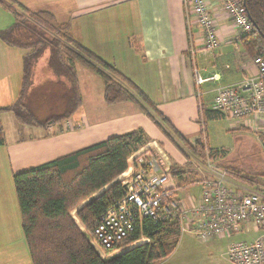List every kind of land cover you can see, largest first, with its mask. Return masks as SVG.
Instances as JSON below:
<instances>
[{"label":"crops","instance_id":"1","mask_svg":"<svg viewBox=\"0 0 264 264\" xmlns=\"http://www.w3.org/2000/svg\"><path fill=\"white\" fill-rule=\"evenodd\" d=\"M19 1L31 9H49L60 21H70L71 32L79 41L131 78L192 142L206 132L202 110L212 108L217 88L239 84L255 70L250 62L253 56L242 39L235 40L232 21L221 9L215 13L221 33L219 46L210 52L202 50V29L195 23L196 52L192 55L182 0ZM13 21V14L0 6V28ZM26 51L0 39V106L13 103L21 92ZM47 57L36 62L33 85L57 78L47 67ZM75 68L82 103L69 119L38 127L21 125L16 118L11 121L10 112L1 116L6 142L0 145V264H33L22 228L14 172L138 128L148 137L140 151L168 156L167 143L177 148L134 102L107 103L101 77L80 63ZM198 76L204 79L201 83ZM237 122L250 126L249 118ZM184 243L181 238L176 249L157 264H232L223 254L205 259L187 252Z\"/></svg>","mask_w":264,"mask_h":264},{"label":"trees","instance_id":"2","mask_svg":"<svg viewBox=\"0 0 264 264\" xmlns=\"http://www.w3.org/2000/svg\"><path fill=\"white\" fill-rule=\"evenodd\" d=\"M243 1L253 28L241 39L250 56H255L264 45V0ZM0 6L14 17L11 25L0 28V39L9 46L27 50L23 55L21 92L13 103L0 106V145L6 142L1 119L5 112H12L21 124L38 127L62 123L75 113L82 103L75 68L80 63L101 77L107 103L134 102L189 160L191 155L202 161L209 159L224 167L235 181L264 185V173L252 175L234 165L226 166L220 162L225 156L223 148H211L200 139L192 142L178 132L131 78L72 34L70 21H60L51 10L31 9L19 0H0ZM44 54H48V69L57 78L33 85L34 66ZM202 116L206 121L226 115L203 107ZM238 128L254 131L264 143V133L251 126ZM147 141L143 129H133L14 172L22 228L33 264H157L176 249L181 239L177 220L154 223L151 218H145L121 245L142 235L149 241L109 257H102L91 242L100 214L124 194V184L118 177L128 169L129 158ZM191 163L172 162L178 190L198 177V172L190 168ZM74 210L78 221L72 215Z\"/></svg>","mask_w":264,"mask_h":264},{"label":"built area","instance_id":"3","mask_svg":"<svg viewBox=\"0 0 264 264\" xmlns=\"http://www.w3.org/2000/svg\"><path fill=\"white\" fill-rule=\"evenodd\" d=\"M182 1L192 55L196 52L192 27L195 23L202 29V50L210 52L219 46L221 33L216 9L232 21L235 40L252 31L243 0ZM250 62L255 68L252 75L239 84L217 88L211 107L236 121L249 118L251 128L264 133V45ZM203 80L198 76V83ZM190 161L198 172L194 183L201 185V194L193 201L178 197V184L168 156L141 150L129 158L128 169L120 175L124 194L100 214L92 230L91 242L102 257L149 241L142 235L121 245L145 218H151L154 223L177 220L181 235L192 232L204 242L228 239L225 254L232 264H264V185L235 181L209 159L202 161L191 155ZM240 234L252 237L236 238Z\"/></svg>","mask_w":264,"mask_h":264},{"label":"rangeland","instance_id":"4","mask_svg":"<svg viewBox=\"0 0 264 264\" xmlns=\"http://www.w3.org/2000/svg\"><path fill=\"white\" fill-rule=\"evenodd\" d=\"M46 57L47 54H44V59ZM42 62L45 61L42 60ZM8 116L11 121L15 120L13 113L10 112ZM238 127H240L239 122L229 118L228 116L216 119H207L205 127L206 132L203 131L199 139L203 140L204 143H206V145L208 144L211 148H223L225 150V156L220 159L222 164L226 166L234 165L252 175L264 173V143L260 139V136L254 131L243 128L239 129ZM29 130L31 132L33 129ZM204 133L206 134V140L203 138ZM167 149L171 162L183 165L184 162L190 161L178 147L176 148L172 144L167 143ZM211 163L215 166L217 165V167L219 166L218 162ZM191 164L194 166V163ZM193 166L190 167L192 170L194 169ZM219 167L225 169L224 167ZM118 179H120V177H118ZM12 186L14 185L12 184ZM200 194L201 185L194 182L191 185L178 190V196H180V198L186 200L191 199V201L198 199ZM72 215L78 221V218L75 215V210L72 211ZM243 237L251 238L252 236H245L241 234L236 236V238ZM181 238L185 239V243L182 247H184L187 252L198 253L205 259L215 253H219L220 256L223 254V256L227 258L224 253L229 243L228 239H212L204 242L198 239L192 232L183 233Z\"/></svg>","mask_w":264,"mask_h":264}]
</instances>
